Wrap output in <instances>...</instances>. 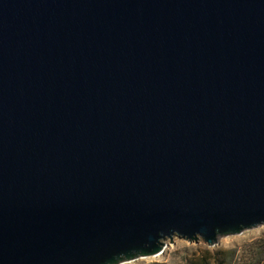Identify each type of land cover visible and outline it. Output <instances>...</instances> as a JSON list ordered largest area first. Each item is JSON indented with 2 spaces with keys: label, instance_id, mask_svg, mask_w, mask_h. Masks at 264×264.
<instances>
[{
  "label": "water",
  "instance_id": "95a60500",
  "mask_svg": "<svg viewBox=\"0 0 264 264\" xmlns=\"http://www.w3.org/2000/svg\"><path fill=\"white\" fill-rule=\"evenodd\" d=\"M261 225L264 0H0V264Z\"/></svg>",
  "mask_w": 264,
  "mask_h": 264
},
{
  "label": "rangeland",
  "instance_id": "374dc122",
  "mask_svg": "<svg viewBox=\"0 0 264 264\" xmlns=\"http://www.w3.org/2000/svg\"><path fill=\"white\" fill-rule=\"evenodd\" d=\"M264 235V225L244 230L240 234L221 237L218 244L210 246L203 240L189 242L185 239L175 238L174 242L168 240L162 256L159 258H137L121 264H151L160 262L164 264H190L199 262L207 256L214 263V258L220 253L226 258L225 264H238L242 262L244 249L247 244Z\"/></svg>",
  "mask_w": 264,
  "mask_h": 264
},
{
  "label": "trees",
  "instance_id": "16d2710c",
  "mask_svg": "<svg viewBox=\"0 0 264 264\" xmlns=\"http://www.w3.org/2000/svg\"><path fill=\"white\" fill-rule=\"evenodd\" d=\"M220 252L215 258L214 263L207 256H204L199 262H190V264H225L226 258ZM151 264H164L154 262ZM238 264H264V235L247 244L242 256V262Z\"/></svg>",
  "mask_w": 264,
  "mask_h": 264
},
{
  "label": "bare ground",
  "instance_id": "6f19581e",
  "mask_svg": "<svg viewBox=\"0 0 264 264\" xmlns=\"http://www.w3.org/2000/svg\"><path fill=\"white\" fill-rule=\"evenodd\" d=\"M168 242V241H167ZM160 256H162V253L158 254V255H152V256H146V257H142V258H159Z\"/></svg>",
  "mask_w": 264,
  "mask_h": 264
}]
</instances>
